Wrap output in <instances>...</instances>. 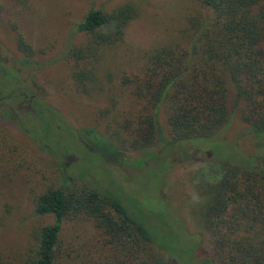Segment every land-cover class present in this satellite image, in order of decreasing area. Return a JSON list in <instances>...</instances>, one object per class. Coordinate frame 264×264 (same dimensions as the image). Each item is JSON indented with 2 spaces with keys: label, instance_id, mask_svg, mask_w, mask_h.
Returning a JSON list of instances; mask_svg holds the SVG:
<instances>
[{
  "label": "rangeland",
  "instance_id": "rangeland-1",
  "mask_svg": "<svg viewBox=\"0 0 264 264\" xmlns=\"http://www.w3.org/2000/svg\"><path fill=\"white\" fill-rule=\"evenodd\" d=\"M122 3H131L136 16L123 40L101 52L94 71L97 82L84 92L72 76L83 64L65 56L84 42L75 24L90 7L111 10ZM197 9L196 0H0L1 264H20L34 232L52 221L34 212V197L59 183L62 168L119 199L150 230L165 264H208L210 236L200 218L218 174L215 163H260L264 136L249 132L241 108L210 142L167 146L168 141L159 138L151 147L125 150L106 130L110 111L131 104L121 76L140 69L144 50L176 39ZM19 35L35 50L29 59L17 48ZM34 84L39 89L36 103ZM37 103L56 111L39 105L35 112ZM159 120L166 137L164 117ZM80 137L84 142L106 138L108 157L87 148ZM42 143L66 157L41 149ZM96 236L84 222H69L62 233L65 244H84L85 251L102 259Z\"/></svg>",
  "mask_w": 264,
  "mask_h": 264
},
{
  "label": "trees",
  "instance_id": "trees-1",
  "mask_svg": "<svg viewBox=\"0 0 264 264\" xmlns=\"http://www.w3.org/2000/svg\"><path fill=\"white\" fill-rule=\"evenodd\" d=\"M196 1L198 9L187 17L178 37L144 50L140 69L121 76L131 104L110 111L106 127L120 148L145 149L159 138L168 141L167 146L215 141L240 108L249 132L264 136V0ZM136 13L131 3L111 10L90 7L75 24V31L85 35L84 42L69 48L65 56L83 64L72 74L77 88L87 92L94 87L101 52L123 40ZM17 48L24 59L35 54L20 35ZM35 89L36 103L39 89L34 84ZM39 105L54 110L37 103L35 112ZM78 140L108 157L106 138ZM39 147L55 157H66L46 144ZM215 164L218 174L200 218L210 236L207 262L264 264V160ZM60 176L57 185L34 197V212L51 216L52 221L34 232L20 264H165L163 250L150 230L119 199L78 181L67 168L60 170ZM69 222L87 223L95 231L104 251L102 259L85 251L84 244L64 243L62 233Z\"/></svg>",
  "mask_w": 264,
  "mask_h": 264
}]
</instances>
